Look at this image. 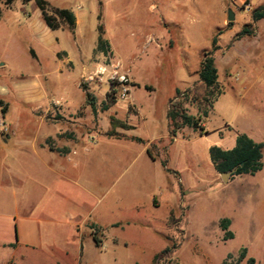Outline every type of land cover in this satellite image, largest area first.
<instances>
[{
  "label": "rangeland",
  "instance_id": "1",
  "mask_svg": "<svg viewBox=\"0 0 264 264\" xmlns=\"http://www.w3.org/2000/svg\"><path fill=\"white\" fill-rule=\"evenodd\" d=\"M45 1L53 7L67 8L80 15L83 22L78 24L77 31H50L31 2L13 0L9 7L0 2V85L9 89L23 88L33 82L36 75L44 74L48 75L47 86L56 94L64 93L71 108L78 106L81 96L77 89L85 85L92 91L103 92L101 100L110 90L108 97L113 99L109 101L116 113L122 114L124 109L127 113L134 110L126 104L127 98L118 97V88L109 87L107 75L118 66V73L128 77L132 88L137 82L140 85L143 82L142 79L136 82L133 74L152 73L154 94L134 90L136 100L147 109L145 121L137 125L132 134L145 139L166 132L165 105L171 100L182 101L189 114L195 117L203 110L212 109L214 101L210 105L203 102L205 88L193 75L187 85L180 86L179 94L173 93V89L178 86L181 73H196L192 69L198 57L194 62L185 61L179 52L188 49L186 41L192 51L209 48L210 38L221 31L217 36L218 49L213 56L222 95L216 97L219 99L208 125L207 118H201L199 125L202 129L195 130L198 134L208 130V134L167 145L170 147L167 153L170 162L180 171L171 173L180 199L167 221L164 242L169 251L155 264H221L227 255L236 256L242 248L254 258L255 264H264V166L253 176L230 175L223 182L220 174L212 168L207 149V146L219 147L218 137L229 134L252 135L264 141V19L253 21L251 18L252 10L264 6V0ZM150 4L157 8L151 10ZM244 5L249 6L248 11L243 9ZM227 9L234 14L231 22L227 20ZM98 24H102L117 56L110 52L96 54L91 50L89 45L96 39ZM245 25H249L247 30L251 33L239 35ZM50 38L54 39L52 57L41 51L37 59L32 50L30 55V48L40 51L42 41ZM101 68L106 69L104 74H96ZM212 97L207 98L212 100ZM9 104L0 97V118L6 126L2 110ZM98 113L94 117L95 126L83 109L62 119L52 107L40 116L66 124L72 139L79 135L88 145L96 142L99 132L105 134L111 129L110 126L103 132L97 126L101 118L106 123L110 117L101 109ZM219 116L223 117L222 120ZM219 121L227 125L216 132ZM117 128L116 133L124 132ZM9 131H0V134ZM179 131L186 136V128ZM154 149L151 146V150ZM98 157L89 156L86 160L91 169L98 166ZM100 160H106L105 155ZM32 161L19 158L16 164H10V168L18 170L22 177L21 187L14 189L10 183L3 184L2 189L0 187V242L14 241L16 229L17 236H21L19 241L31 242L27 246L31 252L30 261H21L20 264H151L154 256L165 248L150 262V257L140 251L147 245V239L137 237L125 227L110 229L104 237L94 233L95 227L90 225L94 220L108 223L135 215L124 202L125 195L132 191L125 181L128 173L140 165V160L109 189L106 188L113 180L112 171L103 168L106 172H102L97 189L103 193L95 207L94 199L73 182L52 178L45 169H40L42 174L30 172L29 167L34 165ZM261 161L264 164V152ZM81 165L73 168L75 176L80 175ZM1 175H4L2 171ZM30 181L38 183L39 201L36 205L29 197ZM22 217L35 220L32 223L24 221L15 227L16 221ZM223 218L230 221L228 230L232 238L227 240H223L224 232L219 227ZM156 225L162 227L161 223ZM88 229L91 238L87 235ZM156 243L150 249H159L161 243ZM10 254L11 250L0 247V264H15L13 259L9 263L3 262Z\"/></svg>",
  "mask_w": 264,
  "mask_h": 264
},
{
  "label": "crops",
  "instance_id": "2",
  "mask_svg": "<svg viewBox=\"0 0 264 264\" xmlns=\"http://www.w3.org/2000/svg\"><path fill=\"white\" fill-rule=\"evenodd\" d=\"M149 8L152 10L157 7L155 4H150ZM72 14L75 18L74 30L77 31V26L83 22V17L81 18L80 15H76L74 12H72ZM103 37L108 43L109 52L112 55L117 56L113 52L105 33H103ZM186 42L185 47L188 49H183L179 52L182 56H184L185 61L194 62L198 60L197 64L193 66L192 69L196 73H181L179 84L174 87L173 93H176V90L179 91L182 84L187 85L189 77H192V75L193 77L198 78L197 72L203 51L210 49L209 46V48L192 51L189 42ZM89 46L94 53L101 54L100 52H95L96 39L94 40V43H90ZM41 49L42 50L37 51L30 48L29 53L31 55L30 51L32 50L37 56V59L41 56V51L42 53H50L52 57L54 55V39L50 38L49 40L47 39L42 41ZM196 57H198V59ZM145 74H149V76ZM152 75V73L132 75L135 81L137 79H142L143 82L142 85H140V83L136 81L137 85L131 88L127 97L126 104L130 106L134 112L127 113L126 109H124L122 114L116 113L112 102L109 101L110 98L108 96H110V90L108 89V91L105 92L107 95L103 100H101V96L104 95L103 92L98 93L87 89V91L93 95L95 100L94 113L85 101L84 91L82 88L77 89L79 90L81 96L78 106L76 108H71L67 99H65L64 93L56 94L47 86L46 79L48 75H36L34 81L23 88L16 87L14 89H9L3 87L1 84L0 97L5 98L10 103L2 115L7 123V129H10V131L4 135L0 134V172L2 171V173H4V175H1L0 177L2 179L0 181L1 189L3 188V184L5 186L7 183L13 184L14 189L22 186V177L18 174V170L10 168L11 162L14 163L19 158L26 160L33 159L32 162L34 165L29 167L30 172L33 171V173L42 174V171L45 169L47 172L51 173L52 178L57 177L61 180L73 182L81 187L86 195L94 199L93 207H95L101 200L103 193L102 190H97L101 182V174L102 172L103 174L106 172V169L103 168L106 167L109 168V171H112L113 180H111L106 188L109 189V187H111L115 182L118 180L120 181V179L125 176L132 166L140 160V165L128 173V177L125 181V183L128 182L130 184L132 191L125 195L124 202L129 206V208H132L135 215L131 218H125L122 221H113L108 223L97 222L94 220V222L90 223V225L95 227L94 231L95 233L97 232V235H102L104 237L108 234V230L110 229H122L125 227L133 231L137 237L147 239V245L144 249H140V251L141 253L147 254L150 257L151 262L153 256L165 247L164 237L168 232V217L175 210V207L180 199L174 179L171 176V173L180 171L176 166L171 164L167 154L170 147H167V145L179 141H190L191 139L206 136L208 134V130L204 133L198 134L193 128L182 126L176 131L174 136H171V126L169 119L166 116L169 103H166L165 105L164 120L167 127L164 134L146 139L132 134V131L136 129L137 125L145 121V110L147 109V107L136 100L134 97V90L142 89L150 95L154 94L155 89L151 82V78L153 77ZM219 80L220 75L217 72L218 85L220 82ZM145 87H149V90L145 89ZM188 87L190 88L191 86ZM219 95L221 96L222 93ZM218 99L219 98L214 100L211 110H206V116H202V119L207 118V125L209 118L214 114V107ZM98 105H100V107H98ZM182 106L186 113L189 114L183 103ZM52 107H54V110L62 116V119L71 113H75V111L83 109L86 113H88L87 117L92 119L93 126L96 125L94 117L98 113V110L101 109L102 112L107 113L108 116H110L109 122L105 123L103 118H101L99 124L97 125L102 128L103 132L107 131L110 127V120L112 118L125 122L131 128L123 129L124 132L117 131L119 137L107 136L106 134L99 132L96 142L94 144L87 145L82 142L79 135L74 136L72 139V136L68 134L69 129L66 124H63L61 121L58 122L57 120H50L40 116V114L49 112ZM222 118V116H219V120H222ZM77 121H79V119ZM225 125L227 124L219 121L216 132L223 129ZM183 127L187 130L185 137H183L182 133L179 131L184 130ZM236 136L237 135L235 134H229L227 137L223 136L221 138L217 136L220 142L219 148L223 150L233 148ZM248 136L255 142H264L252 135ZM132 137L140 138L143 142L140 143L131 140L130 138ZM151 146H154L155 149L151 150ZM209 147L210 146H207V149H209ZM161 152H163L164 155H160ZM94 155L99 156V162L98 166H94L91 169L86 160H88L89 156L94 158ZM103 155H105L106 160L101 161L100 158ZM75 159L76 163L74 164ZM81 162L83 163L82 165ZM161 163H164V166H162ZM80 165L82 166L81 172L79 173L80 175L75 176V173L72 172L73 168L79 167ZM38 166L40 168H38ZM97 168L99 171H96ZM88 171L89 174H87ZM35 180L37 181L36 175ZM29 184V197L35 200L34 205H36L39 201L37 193L38 183L30 181ZM17 193L15 190V195H17ZM117 201L121 202V199H117ZM85 217H87V215L84 216V218ZM34 220V218L22 217L18 222L16 221L14 226L17 227V224L20 226L21 223H25L24 221H30L32 223ZM13 222H15V220H13ZM156 223H161L162 227L158 228ZM16 233L18 234L17 229L14 234V241L13 239H7L0 242L1 248L4 250H11V254L8 257H5L3 261L4 263H9L11 259H13L15 264H20L21 261H30L29 255L31 252L28 250L27 246L31 245V242L27 243L23 240L19 241L21 236H17ZM90 233L91 230L88 229L87 235L91 238ZM87 235L85 237H87ZM157 241L161 243L160 245L158 244L160 248L157 250L150 249L152 245L157 244ZM22 249H25L26 252L25 250L22 251Z\"/></svg>",
  "mask_w": 264,
  "mask_h": 264
},
{
  "label": "trees",
  "instance_id": "3",
  "mask_svg": "<svg viewBox=\"0 0 264 264\" xmlns=\"http://www.w3.org/2000/svg\"><path fill=\"white\" fill-rule=\"evenodd\" d=\"M22 3H29L38 9L40 17L43 20L45 26L50 31L57 30H67L73 32L75 29V18L72 12L67 8H57L51 6L45 0H21ZM0 2L5 6L9 7L13 0H0ZM1 15V9H0ZM251 18L253 21H258L264 19V6L257 7L252 10ZM249 25H245L241 30L239 35L250 34L251 31L247 30ZM103 27L102 24L97 26V38L95 52L108 53V43L103 37ZM221 31H217L216 35L211 38L210 49L203 51L201 61L199 63V69L197 72L198 79L202 86L205 88V96L203 97V102L210 105L212 101L220 94L218 89L217 81V69L214 61L213 53L218 49L217 36ZM149 90V87H145ZM82 90L84 91L85 101L90 106L91 110L95 113V100L91 93L87 91L85 85H82ZM114 92V89H113ZM176 94L179 91L176 90ZM213 96L212 100H209L208 96ZM113 99V97H111ZM110 99V100H111ZM111 102V101H110ZM4 110H2V114ZM207 111L204 110L201 115L195 117L186 113L182 106V101L179 99L174 101H169V106L167 110V118L169 119L171 130L170 135L174 136L176 131L182 126H188L194 130H201L199 122L203 117L206 116ZM111 129L105 134L107 136L119 137V135L114 131L115 128L130 129L131 127L125 122L111 119L110 120ZM131 140L136 142H143L140 138L132 137ZM262 152H264V142H255L246 134H239L235 138V145L229 150H223L217 146H210L208 149V154L210 162L217 173H224L228 171H233L231 177L239 175L253 176L262 169ZM164 166V163H161ZM169 219V223L170 220ZM230 221L229 219L223 218L219 221V227L224 232L223 240L232 238V233L228 230ZM95 233V231H94ZM96 241V238L93 237ZM169 251L168 247H165L159 254L155 255L152 263L155 264L157 259L166 254ZM221 264H255L253 257L247 255L245 248L239 250L236 256L227 255Z\"/></svg>",
  "mask_w": 264,
  "mask_h": 264
},
{
  "label": "built area",
  "instance_id": "4",
  "mask_svg": "<svg viewBox=\"0 0 264 264\" xmlns=\"http://www.w3.org/2000/svg\"><path fill=\"white\" fill-rule=\"evenodd\" d=\"M243 9L248 11L249 6L244 5ZM117 68L118 66H115V68H113V71L107 75V79L109 81V87L118 88V97L120 99H126L128 97L129 91L131 90L130 81L128 77H126V75L118 73ZM105 70H106L105 68H101V70L98 71V73L96 74L103 75ZM6 130H7V126L4 123V121L0 118V131L5 132Z\"/></svg>",
  "mask_w": 264,
  "mask_h": 264
},
{
  "label": "water",
  "instance_id": "5",
  "mask_svg": "<svg viewBox=\"0 0 264 264\" xmlns=\"http://www.w3.org/2000/svg\"><path fill=\"white\" fill-rule=\"evenodd\" d=\"M234 18V14L231 9H227V20L231 22ZM233 173V171H228L224 173H220V178L223 182L227 180V177L230 176Z\"/></svg>",
  "mask_w": 264,
  "mask_h": 264
}]
</instances>
